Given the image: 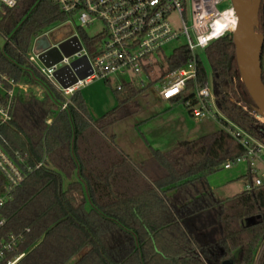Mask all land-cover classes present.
<instances>
[{
  "label": "trees",
  "instance_id": "1",
  "mask_svg": "<svg viewBox=\"0 0 264 264\" xmlns=\"http://www.w3.org/2000/svg\"><path fill=\"white\" fill-rule=\"evenodd\" d=\"M66 19L56 0H19L0 9L5 39L0 72L44 89L42 97L19 90L11 121L0 125V145L13 158L18 151L33 167L26 171L20 164L26 176L0 208L5 219L0 240L22 236L7 258L24 253L15 264H264V185L224 198L209 180L227 160L245 152L224 129L168 150L151 149L144 162L132 165L117 150L109 128L136 113V98L145 86L116 88L118 104L92 121L79 90L58 112L65 96L27 55L36 36ZM257 31L264 34V0ZM79 34L89 52L102 39L83 35V28ZM204 54L212 79L198 55L197 81L211 83L222 121L264 140V126L251 113L255 103L240 76L232 32L212 40ZM190 57L188 46L174 49L165 58L166 71ZM262 69L264 82L263 57ZM49 115H56L51 124ZM38 162L42 165L34 168ZM76 169L79 181L64 188V179ZM245 177L252 182L251 175ZM5 184L0 173V192ZM84 185L90 210L80 195Z\"/></svg>",
  "mask_w": 264,
  "mask_h": 264
},
{
  "label": "built area",
  "instance_id": "2",
  "mask_svg": "<svg viewBox=\"0 0 264 264\" xmlns=\"http://www.w3.org/2000/svg\"><path fill=\"white\" fill-rule=\"evenodd\" d=\"M67 19L61 24L76 22L79 28L94 27L100 24L99 31L91 36H101L102 39L95 44L93 52H89L84 46L80 34H76L82 45V49L52 66L44 65L40 59L34 44L28 52V60L49 80L54 79L53 73L59 67L70 64L73 59L86 55L89 59L92 73L85 79H79L74 85L63 88L58 83L59 90L66 100L61 108L65 109L70 102V97L75 91L80 90L85 84L94 79H107L111 75L120 74L129 77V81H123L117 89L125 84H133L138 87L149 85L153 81L154 55L163 51V46L181 36L186 38V46L191 50V57L186 63L172 71H166L164 85L159 94L163 100L177 101L183 92L189 90L188 83L192 86L189 98L184 102L190 114L197 119L206 117L218 119L222 129L235 138L245 149L239 156L227 160L222 168L232 169L244 166L246 174L252 176V182L245 186L246 190L264 185V140L245 132L231 122L225 123L220 118L215 94L211 83L200 86L197 81V57L196 48L205 49L209 43L223 36L233 29H226L222 34L218 33L217 20L229 8L234 14L232 4L220 10L218 5L224 0H192V20L188 25L184 20V0H56ZM19 0H0V9L13 8ZM178 14L181 18L182 29H178L171 23L170 16ZM53 29V28H52ZM50 29V30H52ZM50 30L36 36V41ZM54 45V44H52ZM1 49V46H0ZM166 58V56H165ZM166 67V66H165ZM55 80V79H54ZM26 84L16 82L8 74L0 72V125L8 123L12 119V104L17 92L24 89ZM247 109L244 102H240ZM252 115L264 126V115L255 109ZM15 157H11L0 145V173L5 179V186L0 192V208L11 197L13 190L24 180L26 171H32L33 167L27 165L23 156L16 151ZM20 164H24L26 171ZM42 162L36 163L38 168ZM5 224V219L0 217V228ZM21 235H10L8 239L0 240V264H15L24 253L15 258H7L19 241Z\"/></svg>",
  "mask_w": 264,
  "mask_h": 264
},
{
  "label": "rangeland",
  "instance_id": "3",
  "mask_svg": "<svg viewBox=\"0 0 264 264\" xmlns=\"http://www.w3.org/2000/svg\"><path fill=\"white\" fill-rule=\"evenodd\" d=\"M229 4H231V0H224L218 5V8L220 10L225 9ZM183 6L185 8L184 20L188 25H191L192 0H184ZM170 19L171 23L178 29V31H181L182 22L180 16L174 13L170 16ZM100 27V24H97L94 27L87 26L83 28V35L93 36L99 31ZM74 34H79V27L76 22H73L72 24L60 23L53 27V29L46 35H42L36 41H33L31 45L34 44V47L41 50L42 48L55 44ZM4 43L5 39L0 36L1 48L4 46ZM83 43L87 48L84 40ZM185 44L186 38L181 36L179 39L166 43L163 46V51L154 55V70L152 74L153 82L147 85L142 91L144 95H148L149 102L148 105L145 106L148 108L147 112L154 111V115L142 123H136V121L133 120L135 119L133 116L132 118L125 119L122 123L121 120L113 126L117 129L116 133L118 140L121 141V144L128 152H139V146H131L129 144V142L135 141L137 137L143 142L147 140L155 147L169 148L189 140L192 136L209 134L222 128L218 119L210 117L197 119L191 114H188L184 101H178L174 105L169 106L168 102H163L158 98V92L163 87L165 80V56L172 55L174 49ZM195 51L204 60L211 81L212 69L205 58L204 49L196 48ZM35 65L39 66V63H35ZM124 80L128 82L129 77L114 74L107 79H94L80 88L79 91L85 99L92 117L97 118L101 116L117 104L118 101L115 89L118 85L122 84ZM50 81L55 86H58L54 79H51ZM26 89V91L32 90L37 96L42 95V89L40 87L31 86ZM190 94L191 89L183 92L181 98L188 97ZM139 115L143 114L140 113ZM244 173V166L234 167L232 169L221 168L214 172L209 180L219 196L229 197L245 189L247 179L243 176ZM262 248L258 251L257 255L261 253Z\"/></svg>",
  "mask_w": 264,
  "mask_h": 264
},
{
  "label": "water",
  "instance_id": "4",
  "mask_svg": "<svg viewBox=\"0 0 264 264\" xmlns=\"http://www.w3.org/2000/svg\"><path fill=\"white\" fill-rule=\"evenodd\" d=\"M262 0H231L237 15V24L232 31L236 48V61L244 85L255 103V110L264 115V82L262 79V52L264 34L257 31ZM39 59L46 66L59 63L64 56H71L82 49L79 37L74 34L39 50ZM232 60L229 61V67ZM92 73L86 55L73 59L53 73L55 81L63 88L74 85ZM224 264H233L225 261Z\"/></svg>",
  "mask_w": 264,
  "mask_h": 264
},
{
  "label": "crops",
  "instance_id": "5",
  "mask_svg": "<svg viewBox=\"0 0 264 264\" xmlns=\"http://www.w3.org/2000/svg\"><path fill=\"white\" fill-rule=\"evenodd\" d=\"M28 87H31V86H29V85H26V87L24 88V89H21L20 91H22V92H28V91H26L27 89L26 88H28ZM36 87H38V86H36ZM57 88H58V86H56ZM145 87H147V86H145ZM42 90H41V93H42V95L41 96H39V97H42L43 96V93H44V89L42 88V87H40ZM59 89V88H58ZM160 91V90H159ZM83 97V96H82ZM117 97V96H116ZM158 98L161 100V101H163V102H168V105L169 106H172V105H174L176 102H178V101H173V100H163L161 97H160V94H159V92H158ZM70 99H71V97H70ZM84 99V98H83ZM117 101H118V98H117ZM84 102H85V104H86V108H87V117L92 121V120H95V119H97V118H99V117H97V118H94V117H92V115H91V112H90V109H89V107H88V105H87V103H86V101H85V99H84ZM136 102H137V106H138V109H137V111H136V113H134L133 115H131L130 117H128V118H132L133 116H134V118L135 119H133L134 121H136V123H142V122H144L146 119H148V118H150V117H152L153 115H154V111H152V112H147L148 111V108L147 107H145V106H147L148 105V95H144L143 93H141L140 95H138V97L136 98ZM143 103V104H142ZM117 104H118V102H117ZM116 104V105H117ZM142 104V105H141ZM115 105V106H116ZM61 106H62V104L60 105V107H59V109H58V112H60L61 110H63L62 108H61ZM114 106V107H115ZM142 107H144V108H142ZM187 112H188V114H190V112H189V110L187 109ZM106 113V112H105ZM140 113H142L143 115H139ZM103 115V114H102ZM101 115V116H102ZM55 117H56V115H49L48 117H47V119H46V122L48 123V124H51L53 121H54V119H55ZM128 118H126V119H128ZM125 120V119H124ZM124 120H122L121 121V123L124 121ZM114 126V125H113ZM113 126H111L109 129H110V132L111 133H113L114 135H115V142H116V146H117V150L120 152V153H122V154H124V155H126V157L128 158V160L132 163V165H135V164H139L140 162H144V160L145 159H147L149 156H150V153H151V149H159V150H168V149H171V148H173V147H169V148H158V147H155V146H153L150 142H148L147 140H145L144 142L143 141H141L138 137L136 138V140L135 141H132V142H129V144L132 146V145H137V146H139V148H140V150H139V152H132V153H130V152H128L126 149H125V147H123V145L121 144V141H119L118 140V136H117V133H116V130L117 129H115ZM86 129H94V128H86ZM89 132L90 131H87V133H86V139H88L89 137H88V134H89ZM195 137H198V136H192L189 140H191V139H193V138H195ZM179 145V144H178ZM175 147V146H174ZM114 156L116 157L117 155H116V153H114ZM246 175V170H245V173H244V175L243 176H245ZM79 181V169H76L75 170V172L73 173V175H72V177L71 178H65L64 179V182H63V185H64V188H66L67 187V185L71 182V181ZM248 183V182H247ZM246 183V184H247ZM246 184H245V186H246ZM212 186V185H211ZM213 187V186H212ZM214 188V187H213ZM214 190H215V188H214ZM216 191V190H215ZM81 197L83 198V201L85 202V208H86V210H90L91 208H92V203H91V200H90V197H89V193H88V190H87V187H86V185H84L83 186V191L81 192ZM221 197V196H220ZM225 198V197H224Z\"/></svg>",
  "mask_w": 264,
  "mask_h": 264
},
{
  "label": "bare ground",
  "instance_id": "6",
  "mask_svg": "<svg viewBox=\"0 0 264 264\" xmlns=\"http://www.w3.org/2000/svg\"><path fill=\"white\" fill-rule=\"evenodd\" d=\"M237 24V15L234 14L231 8L227 9L217 20V32L222 34L226 29H233Z\"/></svg>",
  "mask_w": 264,
  "mask_h": 264
},
{
  "label": "flooded vegetation",
  "instance_id": "7",
  "mask_svg": "<svg viewBox=\"0 0 264 264\" xmlns=\"http://www.w3.org/2000/svg\"><path fill=\"white\" fill-rule=\"evenodd\" d=\"M262 57L264 58V47H263Z\"/></svg>",
  "mask_w": 264,
  "mask_h": 264
}]
</instances>
